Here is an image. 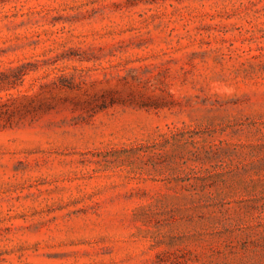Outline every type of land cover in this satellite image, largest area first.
Instances as JSON below:
<instances>
[{
    "label": "rangeland",
    "instance_id": "rangeland-1",
    "mask_svg": "<svg viewBox=\"0 0 264 264\" xmlns=\"http://www.w3.org/2000/svg\"><path fill=\"white\" fill-rule=\"evenodd\" d=\"M0 264H264V0H0Z\"/></svg>",
    "mask_w": 264,
    "mask_h": 264
}]
</instances>
